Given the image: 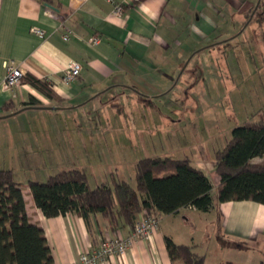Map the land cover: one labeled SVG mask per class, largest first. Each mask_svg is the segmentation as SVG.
Here are the masks:
<instances>
[{"label": "crops", "instance_id": "0c3cea01", "mask_svg": "<svg viewBox=\"0 0 264 264\" xmlns=\"http://www.w3.org/2000/svg\"><path fill=\"white\" fill-rule=\"evenodd\" d=\"M116 1L124 7L121 15L113 13L109 0H0V141L8 142L14 154L2 161L0 169L14 172L27 167L56 172L69 165L72 168L66 169L85 171L90 187L111 183L113 178L125 180L118 177L117 169L110 171L109 178L96 169L112 155L111 147L116 145L112 140L133 139L135 132L150 128L155 131V124L159 130L160 105L167 104L164 114L170 112L172 94L188 84L181 79L183 73L193 67L206 69L209 56L237 34L245 30L252 33L250 22L257 11H264L262 0L258 4L257 0ZM32 28L41 30L42 35ZM91 36H97L98 41H89ZM9 60L22 67L25 76L47 81L53 95L44 94L24 79L6 86L3 63ZM71 61L79 62L81 69L77 78L65 83L62 73ZM98 107L114 111L103 115ZM116 122L123 125L121 130ZM73 123L81 129L76 131ZM73 140L78 146L76 154L67 159L63 148ZM91 169L96 172L89 173ZM218 181L217 175L215 187ZM27 186L21 188L26 213L42 227L54 264L76 262L81 252L97 246L103 238L125 236L131 230L129 226L111 230L100 213L90 216L89 227L75 212L46 217L34 204ZM232 202L218 206L227 210ZM253 205L254 218L264 222V204L256 210ZM196 210L188 206L176 214ZM226 216L233 219L228 213ZM158 228L149 242L136 241L123 256H111L100 264H136L135 258L152 248L163 257L167 235ZM189 240L195 244L193 237Z\"/></svg>", "mask_w": 264, "mask_h": 264}, {"label": "rangeland", "instance_id": "374dc122", "mask_svg": "<svg viewBox=\"0 0 264 264\" xmlns=\"http://www.w3.org/2000/svg\"><path fill=\"white\" fill-rule=\"evenodd\" d=\"M262 3L264 4V0ZM262 12L257 11L250 22L253 32L245 30L222 43L216 49V54L207 59L206 69L201 71V68L193 67L192 70L183 73L181 79L187 80L188 84L183 89L177 87V92L174 91L172 94L171 98L174 101L170 102V112L164 114L167 104L160 105L162 113L159 118L161 120L159 130L155 124V131L150 128L142 133L135 132L133 139L112 140L116 142L105 140L116 145L111 147L114 150L110 157L108 154V161L101 162L96 169H102L107 178L110 171L114 173L117 169L119 178L135 186L134 163L137 159L157 155L172 157L186 155L193 165L208 175L212 188H215L217 174L214 170V159L217 148L225 144L234 126L246 119L257 120L264 116V16L260 15ZM258 108L262 110L258 112ZM97 111L106 115L105 113L113 112L114 108L98 107ZM65 125L68 128L70 124ZM116 125L117 130H121L123 125L120 122H116ZM71 126L76 131L80 127L75 123ZM75 143L74 140L69 141L68 145L64 146L63 155L67 159L76 154L75 149L78 146ZM199 144L203 147L200 148ZM11 156H14L12 147L2 139L0 165ZM260 160L259 157L254 159L255 162ZM62 167L72 168L69 165ZM91 170L88 172H96ZM13 173L22 188L27 186L28 180L45 181L49 174L55 172L23 167L15 168ZM244 202L246 201H233L230 209H227L229 212L217 204L209 211L162 214L158 218L160 228L157 225L153 232L158 228L159 232L165 233L176 243H190L189 239L193 237L195 250L205 255L204 264H264V222L254 218L251 212V203L254 207L260 206V203ZM227 213L233 219L228 220ZM150 238L143 240L149 242ZM140 240L142 239H137ZM163 257L167 263H164L166 261ZM163 257L159 251L152 248L151 251L148 249V252L139 254L135 258V263L171 264L165 250Z\"/></svg>", "mask_w": 264, "mask_h": 264}, {"label": "trees", "instance_id": "16d2710c", "mask_svg": "<svg viewBox=\"0 0 264 264\" xmlns=\"http://www.w3.org/2000/svg\"><path fill=\"white\" fill-rule=\"evenodd\" d=\"M48 96L51 85L31 74L23 78ZM261 157V162H253ZM219 177L212 191L208 175L189 157L145 156L134 164L135 186L112 179L95 187L82 169H65L45 181L28 180L34 204L46 217L75 212L88 227L90 216L100 213L111 230L133 227L143 211L158 216L176 214L183 207L209 211L225 201L250 200L264 204V116L231 129L224 146L215 152ZM171 264H204L195 244L176 243L164 236ZM0 264H54L41 226L30 221L20 184L10 169H0Z\"/></svg>", "mask_w": 264, "mask_h": 264}, {"label": "built area", "instance_id": "2783aa9c", "mask_svg": "<svg viewBox=\"0 0 264 264\" xmlns=\"http://www.w3.org/2000/svg\"><path fill=\"white\" fill-rule=\"evenodd\" d=\"M113 4V13L116 15H121L124 12V7L121 2L116 0H109ZM37 34L42 35V31L39 29L32 28ZM64 39H67V34H65ZM89 41L97 42V36H91ZM5 75L4 84L8 87L19 84L25 72L22 67L14 64L13 61H5L3 63ZM81 65L77 61H71L69 65L64 69L62 73V80L65 83H70L79 75ZM159 217L147 214L145 211L139 213L136 221L131 228L128 235H115L111 237H106L101 240V242L86 251L81 252L76 262H67L66 264H100L107 257L123 255L128 248L141 238L148 239L151 236L153 230L157 227L159 223Z\"/></svg>", "mask_w": 264, "mask_h": 264}, {"label": "water", "instance_id": "95a60500", "mask_svg": "<svg viewBox=\"0 0 264 264\" xmlns=\"http://www.w3.org/2000/svg\"><path fill=\"white\" fill-rule=\"evenodd\" d=\"M259 0H257V4H258Z\"/></svg>", "mask_w": 264, "mask_h": 264}]
</instances>
